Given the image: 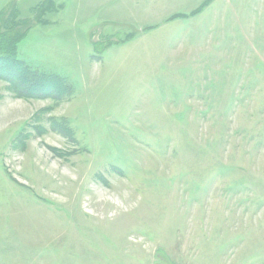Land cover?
I'll list each match as a JSON object with an SVG mask.
<instances>
[{
    "label": "rangeland",
    "instance_id": "1",
    "mask_svg": "<svg viewBox=\"0 0 264 264\" xmlns=\"http://www.w3.org/2000/svg\"><path fill=\"white\" fill-rule=\"evenodd\" d=\"M52 1L0 0L64 81L0 79V264H264V0Z\"/></svg>",
    "mask_w": 264,
    "mask_h": 264
},
{
    "label": "trees",
    "instance_id": "2",
    "mask_svg": "<svg viewBox=\"0 0 264 264\" xmlns=\"http://www.w3.org/2000/svg\"><path fill=\"white\" fill-rule=\"evenodd\" d=\"M43 3L44 6L42 5L40 9V15H44L55 8L52 0H44ZM7 19L6 12L0 11L2 24L0 25V79L8 81L13 88L24 91L28 95H34L36 90H49V88L53 89L54 85L62 84L64 82L62 76L34 69L17 57L16 45L24 34L15 30L16 25L13 21L11 26L4 24Z\"/></svg>",
    "mask_w": 264,
    "mask_h": 264
},
{
    "label": "bare ground",
    "instance_id": "3",
    "mask_svg": "<svg viewBox=\"0 0 264 264\" xmlns=\"http://www.w3.org/2000/svg\"><path fill=\"white\" fill-rule=\"evenodd\" d=\"M49 168V167H48ZM66 174V173H65ZM50 182V181H49ZM47 183V182H46Z\"/></svg>",
    "mask_w": 264,
    "mask_h": 264
}]
</instances>
